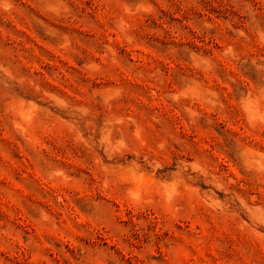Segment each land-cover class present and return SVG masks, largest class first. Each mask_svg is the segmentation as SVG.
<instances>
[{
	"label": "rangeland",
	"instance_id": "obj_1",
	"mask_svg": "<svg viewBox=\"0 0 264 264\" xmlns=\"http://www.w3.org/2000/svg\"><path fill=\"white\" fill-rule=\"evenodd\" d=\"M0 264H264V0H0Z\"/></svg>",
	"mask_w": 264,
	"mask_h": 264
}]
</instances>
